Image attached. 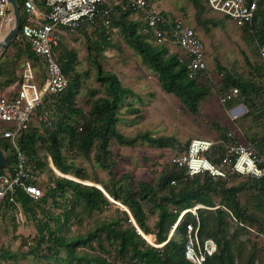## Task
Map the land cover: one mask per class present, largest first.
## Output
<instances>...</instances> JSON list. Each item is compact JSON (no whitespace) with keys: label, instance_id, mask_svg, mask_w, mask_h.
<instances>
[{"label":"trees","instance_id":"16d2710c","mask_svg":"<svg viewBox=\"0 0 264 264\" xmlns=\"http://www.w3.org/2000/svg\"><path fill=\"white\" fill-rule=\"evenodd\" d=\"M191 1L199 14L206 10L205 0ZM44 2L45 0H39L40 5H44ZM101 8L109 10V27L105 25L104 17L100 14L95 24L79 29L91 27L100 30L103 38L95 42L100 50L102 42H106L113 30L119 28L125 41L141 55L145 64L158 74L161 88L167 93L178 96L193 115L199 114L202 102L211 94V88L199 82V77L204 72L195 77H189L187 58L184 61L181 60V53L177 51L170 53L164 44L154 45L150 41L151 37L155 38L153 29L144 23L147 32H140L139 27L142 26V23L129 17V14L133 12L131 9L123 8L111 0L103 3ZM197 17L198 23L201 24V15H197ZM212 22L214 25L218 24V21L212 20ZM241 27L251 31V36L256 38L259 45L263 47L264 0L259 5L252 25ZM14 40L15 45L25 47L23 51L29 59L34 58L37 61L39 68H36L37 80L42 83L45 67L38 61L39 58L34 54L30 44L21 39V34H18ZM58 48L59 45L55 47V55L68 77V86L56 97L52 107L51 124L41 121L37 123L33 120L28 129L23 131L20 136V148L29 157L31 168L39 170L42 175L48 165L52 169H59L62 173L69 174L72 173L71 169L75 164L67 158L63 151L62 135H66L72 151L76 148L83 155L88 154L92 147H96L97 162L108 168L113 177L114 172L106 158L111 153L109 147L112 139L120 144L133 145L139 138L150 143H159L160 138L152 136L149 131L141 132L136 137H130L119 130L120 106L127 95L133 91L121 83L116 73L103 70L100 64H97V79L105 86L108 96L97 97L92 101L90 107L79 106L76 97L80 90L81 75L78 72L72 75L75 71L74 54L66 50L59 57L57 55ZM256 69L258 68L256 67ZM18 80L21 82L22 76H19ZM11 81V79L6 80L4 84L8 85ZM223 82V89H230L233 86L239 89V94L244 97V102L248 107L247 115L254 114L259 109L256 96L261 91L259 92L253 80L226 73ZM17 94L16 90L1 95L0 98L12 99ZM130 110L136 111V108ZM59 111L63 112L61 117ZM257 113H259V117H264V108ZM258 115L255 116L256 119L259 118ZM241 135L242 133L237 131L236 136L239 141L242 139ZM221 137L223 141L216 143L207 153V157L215 163L219 162L226 151L227 141L225 142V138L227 135L225 132L221 133ZM250 139L249 142L244 143H250L256 154L264 158V135L255 133L250 136ZM39 143L45 144L49 149L47 159L39 156ZM0 147L4 151L5 166L7 167L15 160V149L8 139L3 138L1 131ZM172 163L175 170L163 171L155 183L139 182L137 188L131 185L118 186L105 181H92L93 184H87L90 182L87 180V175L75 172L74 176L69 175L72 178L52 176L54 180L45 184L47 191L44 189L42 179L39 184L43 189V195L39 198H32L23 190H18L17 199L22 209L24 207L30 210L32 204H41L49 196L56 198L58 195L66 196L71 192V203L75 207L81 206L82 210L88 214L117 202L123 205L124 208H117L121 211V219L104 220L85 233L71 236L62 234L61 215H51L53 225L49 220L39 224L40 237L49 236L52 238L59 247L66 250L70 262L73 264H194L186 257L185 249L188 240L187 225H196L197 217L200 221V240L203 242L209 237H214L218 244L217 251L208 255L203 264H237L235 258L236 253L241 250L240 239L244 229L247 228L258 234L264 233V225L260 216L242 203L240 192L250 190V185L255 184L260 191L255 195V198L259 202H264V180L246 178L252 179V182L250 183L246 179L240 181L234 177L237 174H232L226 180L213 178L207 172L197 174L192 178H184V170L179 169L173 161ZM260 165L264 166V162ZM97 184H100L101 187ZM146 206H149L152 211H156L154 228L149 225V213ZM75 207L64 211L65 222H68ZM5 209L14 210L15 205L6 204ZM194 210L196 214L192 213ZM233 220L236 221L238 227H234ZM241 230H243L242 233ZM143 233L153 242L151 243ZM152 235H154V240H152ZM103 251L104 253L110 252V254L106 255ZM0 260H2L1 254ZM248 263H254L253 255H250Z\"/></svg>","mask_w":264,"mask_h":264},{"label":"rangeland","instance_id":"374dc122","mask_svg":"<svg viewBox=\"0 0 264 264\" xmlns=\"http://www.w3.org/2000/svg\"><path fill=\"white\" fill-rule=\"evenodd\" d=\"M151 2L165 14L183 17L196 28L205 41L208 69L199 77V82L208 85L211 94L202 102L201 112L193 115L178 96L167 93L161 88L158 74L145 64L141 55L125 41L119 28H115L107 41L102 42L100 50L95 43L103 38L100 30L91 27L76 30L62 29L57 55L60 57L66 50L74 54L75 71L72 75L76 72L81 75L80 90L76 97L78 105L87 108L97 97L108 96L105 86L97 79V64H100L103 70L116 73L121 83L133 91L120 106L119 130L130 137L149 131L152 136L160 138V142L150 143L139 138L131 145L120 144L112 139L109 147L111 153L106 157L114 172L112 177L111 171L97 162L96 147H92L88 154L82 155L76 148L72 151L68 137L62 135L63 151L75 165L71 169L72 173L69 174H64L59 169H52L49 165L45 167L42 177L45 191H47L45 184L54 180L52 176L70 177L69 175L74 176L75 172L85 173L87 180L90 181L87 184L105 181L118 186L131 185L137 188L139 182L155 183L163 171L175 170L172 163L173 155L185 148L194 137H208L220 143L223 141L221 133L225 132L227 135L231 130L242 133L241 142H249L250 136L255 133L264 135V117H259L257 113L264 108V60L262 47L256 38L251 36V31L237 26L233 20L212 11L208 6L199 14L191 0H151ZM197 15L202 17L201 24L198 23ZM129 17L142 23L139 27L140 32H147L144 20L139 14L131 12ZM212 20L218 21V24L214 25ZM10 28L11 26L4 30L0 38ZM14 41L8 48L0 50V96L19 88L18 78L29 59L23 51L25 47L15 45ZM150 41L154 45L159 44L154 37H151ZM173 49L182 52L178 46ZM30 61L39 69L34 58ZM226 73L236 77L243 76L256 83L261 92L256 96L259 109L254 114H246L248 107L240 94L229 102L235 103H221L222 95L229 89H223ZM9 79L12 81L8 85L4 84ZM242 103L241 112L236 110L234 112L233 108ZM244 105L246 109H243ZM132 108H136V111L130 110ZM236 114L238 117L232 120ZM59 115L61 117L63 112L59 111ZM256 115L258 119L255 118ZM36 122L39 123L38 119ZM0 124L7 125L4 122ZM226 141L229 142L228 137L225 138ZM38 145L39 156L47 159L49 149L45 144ZM246 180L252 182V179ZM250 186L251 189L241 191L240 196L256 200L255 195L260 191L255 184ZM71 200L72 194L69 192L66 196L58 195L56 198L49 196L41 204H32L30 210L24 207L22 212L4 209L0 217L1 259L6 264H73L63 247H59L49 236L40 237L39 224L49 220L53 225L51 215H61L62 234L71 236L85 233L104 220L121 219V211L117 208H124L120 203H115L88 214L81 206L75 207ZM73 207L75 210L68 222H65L64 211ZM146 210L149 213V225L154 228L156 211H152L149 206H146ZM192 213L196 214V211ZM232 223L234 227H238L236 221L233 220ZM254 228L257 229L256 226ZM143 234L147 237L145 233ZM240 240L241 250L236 253L235 258L237 264H249L250 255H253V264H264V233L258 234L245 228ZM104 254L109 255L110 252Z\"/></svg>","mask_w":264,"mask_h":264},{"label":"built area","instance_id":"2783aa9c","mask_svg":"<svg viewBox=\"0 0 264 264\" xmlns=\"http://www.w3.org/2000/svg\"><path fill=\"white\" fill-rule=\"evenodd\" d=\"M108 0H17L22 11V22L18 34L30 44L38 61L45 67L42 83L37 80L36 66L28 59L22 71V81L17 89L18 94L8 99L0 98V131L15 149V160L3 167L0 172V217L6 204L15 205V211L22 212L18 190H23L32 198L43 195L40 186L43 175L33 170L29 157L21 150L20 136L27 130L33 120L46 124L52 122V107L59 93L69 83L56 55L55 47L61 41L62 29L76 30L96 23L98 16L104 17L106 26H110V13L101 5ZM123 8L139 14L146 25L151 27L159 44H164L170 53L173 47H180L181 60L187 58V73L195 77L208 69L206 61V44L196 28L179 15L165 14L151 0H111ZM263 0H205L209 9L231 19L237 26L252 25L259 5ZM14 20L13 6L9 0H0V35L12 26ZM264 60V45L261 50ZM239 94L237 87H231L221 97V103L234 100ZM239 104L233 111L241 110ZM238 115H234L235 120ZM81 129V128H80ZM239 129V128H238ZM240 130V129H239ZM237 131L227 132L229 142L219 162L207 157L217 141L208 137H194L189 144L177 151L172 161L179 169L184 170V178H192L207 172L213 178L228 180L232 174L258 180H264V160L259 157L250 143L240 142ZM175 180L173 181V183ZM264 199V198H263ZM11 206V205H10ZM200 221L188 224V240L185 255L194 264H203L208 255L217 251V241L209 237L203 242L199 237ZM0 264H6L0 260Z\"/></svg>","mask_w":264,"mask_h":264},{"label":"water","instance_id":"95a60500","mask_svg":"<svg viewBox=\"0 0 264 264\" xmlns=\"http://www.w3.org/2000/svg\"><path fill=\"white\" fill-rule=\"evenodd\" d=\"M9 1L13 6L14 20H13V24L11 28L6 32L4 37L0 39V50L6 49L11 45V43L13 42V40L17 37L19 33L21 22H22V11H21V7L18 4L17 0H9ZM243 109H246L245 105ZM4 165H5V154H4L3 149L0 147V172L3 169ZM138 230L141 231L139 228Z\"/></svg>","mask_w":264,"mask_h":264},{"label":"crops","instance_id":"0c3cea01","mask_svg":"<svg viewBox=\"0 0 264 264\" xmlns=\"http://www.w3.org/2000/svg\"><path fill=\"white\" fill-rule=\"evenodd\" d=\"M241 112V110L239 109L238 112ZM239 112V113H240ZM264 160V159H263ZM237 179H245L244 176H241V175H237L236 177ZM244 191H247V190H244ZM241 200H242V203L244 205H246L252 212L258 214L260 216V220L261 222L263 223L264 225V202H257L254 198H247V196H243L241 197Z\"/></svg>","mask_w":264,"mask_h":264},{"label":"bare ground","instance_id":"6f19581e","mask_svg":"<svg viewBox=\"0 0 264 264\" xmlns=\"http://www.w3.org/2000/svg\"><path fill=\"white\" fill-rule=\"evenodd\" d=\"M4 36H2L0 39H2ZM100 187H101V185H99ZM108 193V192H107ZM112 198V197H111ZM113 199V198H112ZM200 206V205H199ZM198 207V206H197ZM196 207V208H197ZM191 210H193V209H191ZM146 237V236H145ZM147 239H148V237H146ZM149 241H151L150 239H148ZM152 242V241H151Z\"/></svg>","mask_w":264,"mask_h":264}]
</instances>
